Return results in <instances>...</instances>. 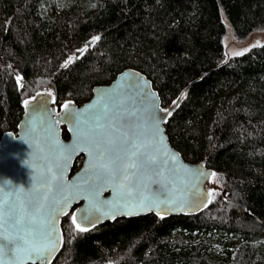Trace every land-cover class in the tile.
I'll return each mask as SVG.
<instances>
[{
  "label": "trees",
  "instance_id": "16d2710c",
  "mask_svg": "<svg viewBox=\"0 0 264 264\" xmlns=\"http://www.w3.org/2000/svg\"><path fill=\"white\" fill-rule=\"evenodd\" d=\"M74 1L0 0V140L38 93L59 109L81 106L135 69L168 109L192 83L167 134L186 161L214 170L225 196L195 216L118 218L86 232L71 213L52 264H264V44L235 56L224 44L225 19L238 40L264 29V0Z\"/></svg>",
  "mask_w": 264,
  "mask_h": 264
},
{
  "label": "water",
  "instance_id": "95a60500",
  "mask_svg": "<svg viewBox=\"0 0 264 264\" xmlns=\"http://www.w3.org/2000/svg\"><path fill=\"white\" fill-rule=\"evenodd\" d=\"M95 42L94 39L90 40L87 48L93 47ZM83 52L77 51L76 56L80 57ZM190 85L179 94L174 104L168 109L163 107L160 94L151 80L135 69H126L109 85L96 86L92 98L81 106L74 102H67L71 104L69 110H65L63 106L59 109L55 105L53 95H48L49 92L38 93L28 99L27 108L24 104V113L18 124L17 132H6L0 140V186L3 185L4 180H8L14 186L27 189L33 183V169L37 173L46 172L49 166L56 170L63 146L77 149L87 147L77 142L76 131L70 130L76 127L75 122L73 119H65L66 111L78 113L76 119L82 122L80 130L86 131L87 121L95 114L104 113L107 108L109 119L104 121L106 124L114 122L119 125L120 121L126 118L136 126L141 139L149 142L150 147L146 151L157 156L155 165L140 171L139 178L142 184L137 188L139 197L148 199L151 203L141 205L136 195L131 199L125 198L121 201L115 195V186L104 182L97 185L101 192L95 198L90 197L82 189L68 188L64 193L70 202L66 209L67 215L75 214L80 222L81 215L86 212L95 221L94 226H89V230H92L118 218H136L148 214L161 217L157 215V212H160L163 218L182 215L195 216L202 213L212 203L204 206V202L208 199L207 193L214 191L215 188L214 178L209 174L215 172L204 162L186 161L179 150L172 145L166 130V123L179 108ZM133 112L135 116L129 115ZM168 112H171L170 116L167 115ZM159 117L164 119L161 120ZM55 120H59L60 123L53 125ZM63 127L67 129L69 139L64 138ZM48 128L52 129V140L48 139L46 133ZM53 141H59V147H51ZM35 145L39 147H34ZM80 157H83L82 166L72 174L75 162ZM88 162L87 150H78L74 153L63 173V182L69 186L82 184L86 179ZM60 199L61 193L54 190L49 204L55 205ZM211 201H213V196ZM50 210L56 217L51 232V239L57 244L50 258V264H52L63 248L62 220L67 215L59 213L58 206L51 207ZM136 211L140 214H122ZM113 213H116L114 218ZM82 226L86 225L82 224ZM39 239L43 241L45 237H39ZM4 259L5 264H32L31 260L14 261L7 255ZM36 264H42V262L36 260Z\"/></svg>",
  "mask_w": 264,
  "mask_h": 264
},
{
  "label": "snow or ice",
  "instance_id": "6c2138e0",
  "mask_svg": "<svg viewBox=\"0 0 264 264\" xmlns=\"http://www.w3.org/2000/svg\"><path fill=\"white\" fill-rule=\"evenodd\" d=\"M99 41L100 37L93 38ZM77 49L78 52L86 51ZM247 51V50H245ZM243 52L235 55H243ZM71 60V58H70ZM70 61H66L63 66H67ZM22 77H17L18 84L23 87ZM48 95H52L51 92ZM124 103V101H120ZM25 107L29 106V101H24ZM65 110L71 108L70 103L63 105ZM78 113L66 111L65 119H73L76 127L70 129L76 131V140L84 144L86 148L77 149L63 146L60 150V158L56 164V170L49 166L46 172L37 173L33 169V183L29 188L14 186L11 181L4 180L0 186V264H5L4 257L10 256L14 261L31 260L36 264L40 260L42 264H50L52 253L56 250L57 244L51 239V232L56 222V217L51 213V207H59V213L67 215L66 209L69 207L67 195H64L70 187H75L86 191L90 197L95 198L100 195L101 189L98 184L108 182L115 186V195L123 201L125 198L131 199L138 196V203L145 205L151 203L150 200L139 197L137 188L142 184L139 178L141 170L156 164L157 156L146 151L150 147L147 140H142L137 128L126 118L116 123L106 124L108 118L107 108L102 114L93 115L88 121L86 131L80 130ZM129 115L135 116V113ZM168 116L171 112L167 113ZM156 119V117H153ZM163 120V117H159ZM59 120L53 121V125H58ZM35 131V130H34ZM51 128L46 129L48 139L52 140ZM155 139V137H153ZM34 147H39L35 145ZM51 147H59V141H53ZM88 151L89 162L86 168V179L82 184L73 186L66 185L64 181V171L68 167L77 151ZM43 151V149H41ZM31 167V165H29ZM215 178V173L209 174ZM61 193V199L55 205H50V197L53 191ZM214 191L207 193L208 199L204 206L211 203ZM88 198V197H85ZM91 203V201H90ZM123 207V205H121ZM151 210V209H149ZM116 213L112 214L115 217ZM122 214H140L125 212ZM157 215L162 214L157 212ZM51 221V223L49 222ZM71 223L75 230L86 232L89 226H94L93 221L85 212L80 217V222L75 214L71 216ZM82 224L86 226H82ZM39 237H45L43 241Z\"/></svg>",
  "mask_w": 264,
  "mask_h": 264
},
{
  "label": "rangeland",
  "instance_id": "374dc122",
  "mask_svg": "<svg viewBox=\"0 0 264 264\" xmlns=\"http://www.w3.org/2000/svg\"><path fill=\"white\" fill-rule=\"evenodd\" d=\"M76 1H78V0H75L74 3ZM225 21H226L227 26H228V33L225 37L224 44L226 46L228 56H235V53H238V52L246 53L252 47L264 44V29H261V30L254 32L245 40H238L235 37L234 31H233L231 25L228 23V21L226 19H225ZM245 50H247V51H245ZM73 57H77V56L76 55L72 56L70 62H72ZM46 91H49V90L46 89ZM214 187H215L214 188L215 194L213 195V199L216 198L218 196V194L225 196V191L223 189V185L221 184L220 179L219 178L217 179V177L214 178Z\"/></svg>",
  "mask_w": 264,
  "mask_h": 264
},
{
  "label": "bare ground",
  "instance_id": "6f19581e",
  "mask_svg": "<svg viewBox=\"0 0 264 264\" xmlns=\"http://www.w3.org/2000/svg\"><path fill=\"white\" fill-rule=\"evenodd\" d=\"M83 49H85V48H83Z\"/></svg>",
  "mask_w": 264,
  "mask_h": 264
}]
</instances>
